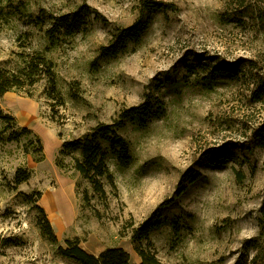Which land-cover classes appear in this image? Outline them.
Masks as SVG:
<instances>
[{
  "label": "rangeland",
  "instance_id": "1",
  "mask_svg": "<svg viewBox=\"0 0 264 264\" xmlns=\"http://www.w3.org/2000/svg\"><path fill=\"white\" fill-rule=\"evenodd\" d=\"M153 3L161 9L149 14ZM84 6L92 14L79 32L47 37L55 18ZM139 19L149 22L140 40L106 57L114 35ZM36 54L52 62L64 105L48 98L45 80L0 97L2 110L52 151L36 163L19 145L0 144V264H78L40 233L42 216L25 199L37 192L60 246L77 240L95 256L122 249L139 264L132 231L157 213L166 224L141 244L164 264H264V0H0V69ZM220 70L231 77H215ZM148 101L163 107L145 126L124 120L117 129L128 164L101 143L112 176L103 179L105 198L70 157L56 167L63 142ZM211 150L236 159L202 161ZM20 169L31 177L16 185ZM51 197L62 200L61 220Z\"/></svg>",
  "mask_w": 264,
  "mask_h": 264
},
{
  "label": "trees",
  "instance_id": "2",
  "mask_svg": "<svg viewBox=\"0 0 264 264\" xmlns=\"http://www.w3.org/2000/svg\"><path fill=\"white\" fill-rule=\"evenodd\" d=\"M150 12L161 9L159 4H151ZM92 14L88 6H84L81 11L66 14L55 18L46 31L48 38L62 34L63 36H73L80 31L85 24V20ZM148 14V15H149ZM148 20L139 19L133 25L120 30L111 41L109 47L103 48L102 53L106 57L115 56L122 53L127 48L128 43H137L143 32L148 27ZM52 62L40 54L24 57L19 66L13 70L0 69V97L10 91H20L25 87H33L41 80L47 82L48 98L56 99L57 106H63V98L57 88L56 76L53 70ZM215 77H231L230 70H220L214 74ZM264 95V86L260 88L261 97ZM163 104L157 102H146L141 107H134L122 112L119 123L110 126H97L92 133L82 137L63 142L60 150L55 157V165L58 169L65 168L64 158L70 157L73 162L74 170L87 180L93 188V191L100 197L105 198L103 179L109 184L112 183V176L106 164L107 152L101 143L107 146L110 155L117 159L121 164H128L131 161L128 142L119 134L118 127L124 120L136 122L138 126L146 125L150 114L156 109H162ZM15 143L19 145L26 156H30L36 163L45 159V152L42 140L31 129L21 127L15 118L5 113L0 107V144ZM236 156L232 152L211 150L205 153L202 161L212 164L227 163L235 161ZM31 171L18 170L15 175V184L20 185L29 180ZM190 179L191 175L187 176ZM33 196H25V199L31 200L36 210L41 214L42 221L39 223L40 233L52 245L57 246V253L60 257L70 259L78 264H130L129 255L122 249H108L98 256L85 252L77 240L64 241V246H60L58 239L54 234L52 227L47 220L42 208L37 206L41 193L37 192ZM84 199L87 194H84ZM165 206V205H164ZM160 206L159 209L164 207ZM157 212V211H156ZM167 222L157 213L152 214L137 228L132 231V240L135 244V251L140 258L139 264H164L158 260L153 252L143 248L142 241L146 240L150 232L159 229ZM258 225L264 233V192L262 203L259 208Z\"/></svg>",
  "mask_w": 264,
  "mask_h": 264
},
{
  "label": "bare ground",
  "instance_id": "3",
  "mask_svg": "<svg viewBox=\"0 0 264 264\" xmlns=\"http://www.w3.org/2000/svg\"><path fill=\"white\" fill-rule=\"evenodd\" d=\"M44 152L47 157H49L52 153L51 147L48 144L44 145ZM46 204L54 209L55 212V218L57 220H61L64 216V211L62 209L63 204L60 197H51L46 201Z\"/></svg>",
  "mask_w": 264,
  "mask_h": 264
}]
</instances>
